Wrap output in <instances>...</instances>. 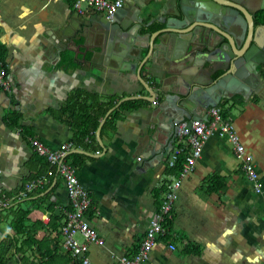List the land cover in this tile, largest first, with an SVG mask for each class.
<instances>
[{
	"label": "crops",
	"instance_id": "1",
	"mask_svg": "<svg viewBox=\"0 0 264 264\" xmlns=\"http://www.w3.org/2000/svg\"><path fill=\"white\" fill-rule=\"evenodd\" d=\"M123 1L134 7L125 18L129 28L105 36L94 25L82 24L99 13L86 9L79 14L73 0H0V53L10 85L8 92L0 88V208L1 203H20L29 212L28 236L15 232L11 217H0L1 264L75 262L61 235L70 208L65 180L34 151L33 140L53 151L70 145L64 161L91 199L85 220L103 241L89 244L85 255L91 264L131 259L151 221L162 215L169 193L175 198L162 215L165 236L144 264H264V191L255 190L257 183L264 184V81L253 80L249 93L222 99L217 106L228 109L243 153L214 133L192 171L172 188L180 171L168 166L176 146L173 123L184 121L180 110L185 105L193 108L181 95L183 84L196 91L193 80L206 78L209 64L192 55L186 61L172 45L169 54L161 45L148 54L147 38L155 30L131 27L137 23L132 17L147 23L162 17L161 6ZM168 38L163 35L156 43ZM133 65L155 102L142 98L149 93ZM129 97H140L128 100L138 106L123 113L113 129L101 127L102 146L96 133L110 109L99 121L94 142L74 143L89 130L99 106ZM201 98L195 93L191 100L197 109L191 114L194 121L208 118L209 109L198 107ZM247 161L257 183L242 170ZM29 183H36L33 191H27ZM76 238L85 242L81 235Z\"/></svg>",
	"mask_w": 264,
	"mask_h": 264
},
{
	"label": "water",
	"instance_id": "2",
	"mask_svg": "<svg viewBox=\"0 0 264 264\" xmlns=\"http://www.w3.org/2000/svg\"><path fill=\"white\" fill-rule=\"evenodd\" d=\"M147 3L148 5H160L163 11L162 17L149 19L145 23L144 20L135 18L134 15L132 22L137 23L131 27L161 26L147 38L148 54L155 51V45H161L163 51L169 54L167 46L172 45L176 53L179 49L178 56H185L186 61L190 60L192 55L209 64L208 71L204 72L206 78L200 76L201 79L193 80L197 90L193 91L192 86L185 82L183 84L185 93H180L185 95L186 103L191 104L195 111L196 106L191 102V100L195 101V93L202 97L198 100L200 103L198 107L209 109L218 106L222 99L230 101L235 95L249 93L253 80L264 81L262 76L264 73V44L258 45L253 38V15L255 10H264V0H149ZM131 8L134 7L129 3L124 5L111 20H107L100 13L89 19H82L81 15L80 18L86 27L92 24L96 30H100L105 36H110L116 30L129 28V20L125 18ZM230 28L232 29L229 30ZM163 35L169 36L167 42L156 43V39ZM216 38H220V42H223L215 43ZM244 40L245 45L242 43ZM140 49L137 48L138 53ZM131 69L149 93L148 97L142 98L155 102V94L142 80L138 68L133 65ZM139 98L121 99L104 118H107L122 102ZM185 107L180 110L182 113L180 120H184L180 123H186L188 127H191L194 121L191 115L193 108H187L186 105ZM104 122L105 119L101 121L96 133L101 146L103 144L100 131Z\"/></svg>",
	"mask_w": 264,
	"mask_h": 264
},
{
	"label": "built area",
	"instance_id": "3",
	"mask_svg": "<svg viewBox=\"0 0 264 264\" xmlns=\"http://www.w3.org/2000/svg\"><path fill=\"white\" fill-rule=\"evenodd\" d=\"M123 6V0H74L73 2V7L79 14L85 13L86 9H91L102 14L107 20H111ZM0 88L3 91H10L6 66L2 60H0ZM207 115V120L197 119L193 121L191 127H188L186 123H173L176 146L168 159L169 168L173 169L177 167L178 161L183 157L179 175L177 176L178 179L171 186L174 189L179 187L181 180L192 171L195 162L202 155L205 142L212 134L216 133L219 137L227 138L235 145V150L238 155L243 153L240 137L234 131L232 124L222 118L220 109L217 106L209 108ZM32 148L37 154L46 158L52 167H56L58 173L65 180L70 208L66 213V218L61 227L64 249L69 252L75 261L74 264H91L90 259L85 255L89 250V244L102 245L103 241L85 220V214L91 206V199L79 184L75 169L64 161L70 145H62L58 150L53 151L39 141L33 140ZM242 170L251 182L257 183L258 175L251 161H247L242 166ZM52 173L53 171H48V175ZM38 184L40 185L41 181H38ZM36 186V183H29L26 185V189L27 191H33ZM255 190L257 193L264 191V184L257 183ZM174 198L175 196L173 194H168L167 199L169 201H165L160 208V213L163 216L170 210V201ZM1 205L3 207L6 206L5 203H1ZM162 215H157L151 221L150 227L146 231L134 256L131 259H123L121 264L145 263L155 247L157 240L165 235L163 226L165 217H162ZM77 235H81L85 239V242H78ZM170 249L174 250L175 246L170 245Z\"/></svg>",
	"mask_w": 264,
	"mask_h": 264
},
{
	"label": "trees",
	"instance_id": "4",
	"mask_svg": "<svg viewBox=\"0 0 264 264\" xmlns=\"http://www.w3.org/2000/svg\"><path fill=\"white\" fill-rule=\"evenodd\" d=\"M74 2V0H73ZM258 20L260 23L264 24V10L260 12V15H258ZM161 26H152L149 29H151V31L156 30V28H160ZM145 28V27H144ZM147 29V28H146ZM2 54L0 53V60L3 61L2 59ZM106 105V107H104L103 105L99 106L95 113V117H92L91 120V124L88 126V131H85L82 135L81 132L78 134L76 140H75V144L80 145V142L84 141V139H89L91 138V141L94 142V132L96 131L97 127L99 126V121L101 118L104 117V115L106 114V112L111 109L112 107H114L116 105V100L111 99L108 103L104 104ZM138 106V102L136 101H126L121 103L115 110H113L110 115L108 116V118L106 119V122L104 123V125L102 126V131H106V130H110L113 129L116 122L121 118V116L123 115V113L127 112L128 110L135 108ZM220 109V113L223 119L228 120V113L227 110L224 105H221L218 107ZM84 122V121H83ZM87 130V129H86ZM91 133V136H90ZM89 135V136H87ZM86 136V137H85ZM88 137V138H87ZM49 164V163H48ZM180 169V162L178 163V166L176 169V172L179 171ZM7 195V194H6ZM3 195L0 196V202H3ZM6 198L9 199H13L12 197H10V195L5 196ZM3 199V200H2ZM15 202V201H14ZM13 202V203H14ZM2 207V206H1ZM28 211L22 210L21 209V205L20 203H17L15 205H10V206H6L3 208H0V217H11V227L15 230V232L19 235H24V236H28L29 233L27 231V227H26V223H27V215H28ZM164 230L166 232V228L164 227ZM165 236V235H164ZM2 254L0 251V264L2 262Z\"/></svg>",
	"mask_w": 264,
	"mask_h": 264
},
{
	"label": "flooded vegetation",
	"instance_id": "5",
	"mask_svg": "<svg viewBox=\"0 0 264 264\" xmlns=\"http://www.w3.org/2000/svg\"><path fill=\"white\" fill-rule=\"evenodd\" d=\"M246 1V0H245ZM255 14L253 15V25H254V40L256 41L258 45H263L264 44V24L260 23L258 20V15H260V12L263 10H255ZM230 28L229 30H231ZM247 38H245L246 40ZM245 40L242 42L243 45H245ZM223 42V41H221ZM220 38H216L215 43H221ZM252 44V43H251ZM263 78H264V73H263Z\"/></svg>",
	"mask_w": 264,
	"mask_h": 264
}]
</instances>
